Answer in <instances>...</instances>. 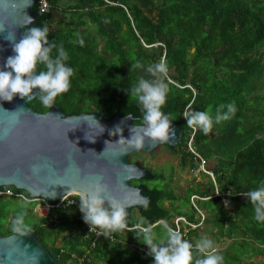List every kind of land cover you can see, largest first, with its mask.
Listing matches in <instances>:
<instances>
[{
	"label": "trees",
	"instance_id": "1",
	"mask_svg": "<svg viewBox=\"0 0 264 264\" xmlns=\"http://www.w3.org/2000/svg\"><path fill=\"white\" fill-rule=\"evenodd\" d=\"M47 1V13L41 14L39 5L35 7L38 15L34 27H48L49 40L63 45L68 53L65 63L73 69L71 87L56 98L57 107L67 116L100 112L112 119L132 113L134 124L139 125L142 113L136 99L129 97L126 90L146 74L130 71L134 63L131 55L145 65L165 62L169 91L162 111L179 124L184 134L178 147L167 148L180 156L182 167L197 169L200 158L189 150L193 138L195 152L215 161L213 168L209 161L206 164L213 177L201 173L205 180L190 186L180 200L191 205L192 196L199 198L195 206L191 205L192 213L182 210L181 205L174 207L179 198L168 189L163 174L150 170L151 178L133 181L145 189L151 203L129 211L127 223L133 232L113 233L117 240L123 237L127 247L141 251L138 264H151L153 258L144 253L146 245L136 236L139 229L133 228L152 227L159 221L175 227V219L185 217L188 222L201 225H183L179 232L184 239L195 244L207 236L224 257V264H254V257H264V224L253 219L254 210L248 198H241L242 193L264 182V0ZM56 13L61 16L56 17ZM75 33L83 37V47L72 42ZM52 55H57L56 49ZM41 68L38 65V70ZM230 103L236 105L235 115L214 124L208 135L187 126L184 115L190 106L214 116L219 105ZM29 105L41 113L50 109L39 99ZM137 154L130 156L131 162H135ZM149 181H159L161 185L150 188ZM8 189L29 196L13 186L0 187L1 191ZM5 197L0 196L1 236L15 233L12 221L23 212L24 222L53 254L57 264H70L69 253L82 255L89 246L84 240L85 232L72 238L77 226L82 225L70 210L55 212L60 223L54 227L44 225L43 219L37 218L29 207L11 210ZM225 200L231 209L226 207ZM166 202H170V208L165 206ZM198 210L204 212V219ZM158 226L163 225L154 228ZM65 230L67 234L61 238ZM102 242L89 253L92 264H116ZM62 248L69 253L61 254ZM132 260L119 264H134Z\"/></svg>",
	"mask_w": 264,
	"mask_h": 264
},
{
	"label": "water",
	"instance_id": "2",
	"mask_svg": "<svg viewBox=\"0 0 264 264\" xmlns=\"http://www.w3.org/2000/svg\"><path fill=\"white\" fill-rule=\"evenodd\" d=\"M42 2L13 0L15 7L10 6L7 11L0 8V24L5 25L4 31L0 32V69L6 59L14 55L12 42L6 39L9 32H14L16 42H19L34 27L38 15L35 7ZM28 17L31 18L29 24ZM39 91L34 89L33 95ZM33 100L19 96L11 102L0 100V187L13 186L33 198L55 202L72 192L86 191L89 183L100 179L110 186L111 194L127 206L129 215L131 209L145 206L139 195L151 199L146 196L145 189L133 181L152 177L148 168L139 162H131L130 156L138 152L152 153L160 146L176 148L184 138L179 124L172 122L176 139L171 143L152 147L146 144L140 151L129 149L121 154L126 145L114 144L119 141L120 134L111 133L120 125L123 137L130 139L129 129L134 124V114H129L131 119L121 115L106 119L100 112L67 116L55 104L46 113H41L29 105ZM91 116L103 126L102 133ZM106 141L110 142L108 146ZM34 166H39V171H33ZM104 206H108L107 202ZM34 254H39L36 261ZM0 264L57 262L37 234L31 231L25 236L16 232L0 235Z\"/></svg>",
	"mask_w": 264,
	"mask_h": 264
},
{
	"label": "clouds",
	"instance_id": "3",
	"mask_svg": "<svg viewBox=\"0 0 264 264\" xmlns=\"http://www.w3.org/2000/svg\"><path fill=\"white\" fill-rule=\"evenodd\" d=\"M10 6L15 7L13 0H0V8L7 11ZM29 23L31 18L28 17L27 24ZM4 29L5 25L0 24V32ZM48 35L49 29L46 25L31 27L19 42H16L15 33L9 32L6 39L12 42L14 55L9 56L0 69V100L11 102L16 96L21 99L27 98L29 101L39 99L42 105L49 109L55 104L58 96L69 91L73 69L65 63L68 60V53L62 44L58 46L54 41H50ZM75 36L76 39L72 42L83 47L85 43L83 37L79 33H75ZM53 49L57 51L56 56L52 55ZM38 65L42 66L40 70ZM135 70H141L146 75H140L137 82L126 91L129 97L136 99L142 113V123L133 124L129 129L130 139L123 137L120 125L115 127L111 134L119 133L120 139L114 144L126 145L121 154L128 152L129 149L140 151L146 144L152 147L157 144H169L176 139V130L172 126L173 119L162 111L167 103L169 91L166 83L169 72L167 64L157 62L145 65L136 61L131 63L130 68V71ZM34 89L40 90L35 96ZM236 111L235 103L219 105L214 116L208 111H196L190 106L184 118L189 128L208 135L214 124L231 119ZM131 118L130 115H126V119ZM91 119L102 133L103 126L92 116ZM89 141L95 142L94 139ZM109 143L106 141L107 146ZM33 171H39V166H34ZM242 194L253 206V219L264 224V182ZM78 199L79 210L83 214L84 222L90 226V231L99 230L98 235L110 240L113 233L124 230L133 232L127 223V206L111 194V188L107 183L100 179L89 183L87 190L81 192ZM139 199L145 206L151 203L140 195ZM105 202L108 207L104 206ZM163 229L164 235L159 239L150 225L139 228L136 232L141 243L147 245L148 255L153 258V264H224V257L219 254L214 242L207 236L201 237L193 244L166 222H163ZM12 230L21 236L31 233V227L24 222L23 212L12 221ZM38 255H33L34 261Z\"/></svg>",
	"mask_w": 264,
	"mask_h": 264
},
{
	"label": "rangeland",
	"instance_id": "4",
	"mask_svg": "<svg viewBox=\"0 0 264 264\" xmlns=\"http://www.w3.org/2000/svg\"><path fill=\"white\" fill-rule=\"evenodd\" d=\"M158 52V51H157ZM264 58V57H263ZM131 60L136 62L139 61V59L135 55H131ZM169 75V73H168ZM135 162H139L144 167L148 168L149 170L153 172H157L160 174H163L165 177L166 184H168V189L173 192V194L179 198L178 202H175L174 207H178L179 205L182 206V210L188 213H192V207L193 202L196 203L198 199H196L195 196L191 197V205H187L184 202H181V198L184 196L186 190L190 186H195L199 182H203L205 178L201 176V173H206L209 169L208 167H199L197 169H191L190 167H182L181 165V158L178 154L173 153L171 150H169L166 146H160L152 153H143L138 152V154L134 158ZM209 167L213 168L215 165L214 158L211 160H208ZM213 177V176H212ZM150 188H154L156 186L161 185L159 181H149L147 183ZM241 198L244 200L246 197L241 196ZM6 203H8L9 208L13 211H15L17 208L21 207H29L33 210V214L37 218H39V214L35 211V207L33 204H23L22 201L19 202V200L11 199L10 197H5ZM227 208L231 209V207L228 204V201H224ZM165 206L167 208L171 207L170 202H166ZM20 207V208H21ZM204 213V212H203ZM13 212L10 214L9 220H11V217H13ZM135 216L138 219V223L141 224L142 220L140 219L137 212H135ZM180 217H177L175 219V223H177V219ZM180 222V221H179ZM184 221H181L179 223V226L183 227ZM6 224V223H5ZM158 225V224H157ZM152 226L154 228L155 226ZM160 225H163L160 223ZM153 231L157 234V239L162 238L164 235V229L163 226H158L153 229ZM202 232H200L201 234ZM67 234V230H65L62 233L61 238ZM122 235V234H121ZM210 237V236H209ZM61 243V242H60ZM107 248L111 251V257L116 262V264H119L121 261L128 260L129 258H133L132 261H134V264H138L140 259L142 258V253L139 249H136L134 247H127L125 244V240L123 237L118 239L115 243H107ZM147 245L144 247V249H147ZM77 264L76 260H71L70 264ZM153 264V263H151ZM246 264V263H244Z\"/></svg>",
	"mask_w": 264,
	"mask_h": 264
},
{
	"label": "built area",
	"instance_id": "5",
	"mask_svg": "<svg viewBox=\"0 0 264 264\" xmlns=\"http://www.w3.org/2000/svg\"><path fill=\"white\" fill-rule=\"evenodd\" d=\"M43 2L39 6V12L42 13H47L50 10V5L47 0H42ZM170 82L176 84L170 79ZM192 141L193 138L189 141V150H191L196 156L200 158V166L205 167L207 164L206 159L202 158L199 154L195 152L192 146ZM199 166V167H200ZM207 174L210 176H213L212 172L207 171ZM79 194L80 193H70L62 197L61 199L52 202L44 198H33L30 195H26L24 193H17L11 189L1 191L0 190V196H7V197H13L16 198L22 202H25L26 204H33L35 207V211L39 214V218L43 219L44 225H53L54 227L58 226L60 223L58 217L55 215V212L60 209H68L70 210V213H74L77 216V223L81 224V228H79L77 223H74V226H77L75 234H73L72 238L76 237L78 234L81 232H85L84 235V240H87L89 242V246L83 251L84 253L82 255H78L77 253H69L65 249H60V253L64 254L68 252L70 254V259L71 260H76L77 264H92V259L89 257V253L97 248V246L102 242L103 244L107 245V243H115L117 241V238L115 235H113L112 239L105 238L102 235H98L99 230H93L90 231V226L86 224L83 220V214L80 212L79 207H80V201H79ZM196 199H199L197 196H195ZM195 206V202H193ZM108 207V206H106ZM200 215L202 216V219H204L205 215L203 212L198 210ZM181 221H184L183 225H188L191 226L192 228L198 227L200 224L195 225L187 221L185 217H180L177 219V223H175V227H172L174 230L180 231L181 227L179 226V223ZM164 221H159L157 224L162 223ZM156 224V225H157ZM141 227L135 226L133 229H139ZM132 229V228H131ZM144 253L152 258L151 256L148 255V248L143 249Z\"/></svg>",
	"mask_w": 264,
	"mask_h": 264
},
{
	"label": "crops",
	"instance_id": "6",
	"mask_svg": "<svg viewBox=\"0 0 264 264\" xmlns=\"http://www.w3.org/2000/svg\"><path fill=\"white\" fill-rule=\"evenodd\" d=\"M59 13H56V17H60ZM254 264H264V257H254L253 258ZM247 264H250V261L247 262Z\"/></svg>",
	"mask_w": 264,
	"mask_h": 264
},
{
	"label": "bare ground",
	"instance_id": "7",
	"mask_svg": "<svg viewBox=\"0 0 264 264\" xmlns=\"http://www.w3.org/2000/svg\"><path fill=\"white\" fill-rule=\"evenodd\" d=\"M72 193H76V192H72Z\"/></svg>",
	"mask_w": 264,
	"mask_h": 264
}]
</instances>
